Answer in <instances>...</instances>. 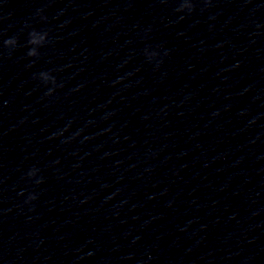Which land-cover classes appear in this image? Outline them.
Masks as SVG:
<instances>
[{"label":"clouds","instance_id":"clouds-1","mask_svg":"<svg viewBox=\"0 0 264 264\" xmlns=\"http://www.w3.org/2000/svg\"><path fill=\"white\" fill-rule=\"evenodd\" d=\"M207 2V0H206ZM193 9V4L189 2V0H183V2L180 4L179 8L177 9L178 11H184V10H188L189 12L192 11ZM37 34L40 35V41H37L36 36ZM47 32H39L37 30H32L29 33V40H28V44L31 45L32 47L30 48V50L28 51L27 55L29 57H37L39 55L37 49L35 47H33V45L39 44V46H43L44 43L47 40ZM42 41V43H41ZM9 44H17V40L15 38H10L8 40L5 41V45H9ZM149 59H151L152 55L148 54ZM39 78L45 83V84H51L52 87L49 88L48 94L51 95L52 92L54 91L55 87L57 86L56 83V79L54 76H52L50 73L48 72H42L39 74ZM62 86V85H60ZM36 170L33 169L32 171H30L28 173V175L31 177L33 175H35ZM39 183V181H37ZM36 197L30 196L29 200L35 199Z\"/></svg>","mask_w":264,"mask_h":264}]
</instances>
